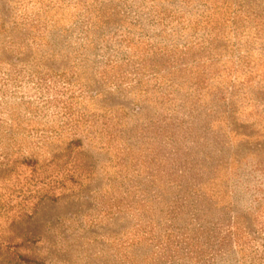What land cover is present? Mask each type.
<instances>
[{
  "label": "rangeland",
  "instance_id": "obj_1",
  "mask_svg": "<svg viewBox=\"0 0 264 264\" xmlns=\"http://www.w3.org/2000/svg\"><path fill=\"white\" fill-rule=\"evenodd\" d=\"M0 264H264V0H0Z\"/></svg>",
  "mask_w": 264,
  "mask_h": 264
}]
</instances>
